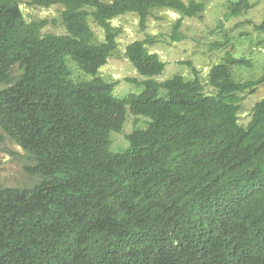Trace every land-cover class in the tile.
<instances>
[{"label": "trees", "instance_id": "trees-1", "mask_svg": "<svg viewBox=\"0 0 264 264\" xmlns=\"http://www.w3.org/2000/svg\"><path fill=\"white\" fill-rule=\"evenodd\" d=\"M254 2L225 0L217 28L227 38L206 41L202 66L186 60L158 80L166 63L148 47L183 41V19L200 18L203 1L29 0L62 6L64 32L43 33L47 20L27 22L18 0H0V129L40 177L0 184V264H264V95L240 123L264 72L234 77L251 61L234 55L238 24L222 28ZM158 9L177 17L164 40L125 45L142 78H126L134 89L118 97L98 75L118 47L113 21L130 12L144 31ZM247 23L264 48V12ZM67 57L91 77L74 81Z\"/></svg>", "mask_w": 264, "mask_h": 264}, {"label": "rangeland", "instance_id": "rangeland-1", "mask_svg": "<svg viewBox=\"0 0 264 264\" xmlns=\"http://www.w3.org/2000/svg\"><path fill=\"white\" fill-rule=\"evenodd\" d=\"M23 12L24 19L27 22L47 20L48 24L42 29L43 33H63L64 28L59 20V14L62 10L61 5H54L52 7L43 8L38 6H32L28 4L29 0H18ZM187 1V0H184ZM199 1V0H198ZM206 4L204 13L200 18H188L183 19L180 27L181 33L185 36L183 41L175 42L173 44H167L166 42H156L154 45L149 46L148 49L156 52L161 59L166 63L163 73L158 77V80H163L171 77L176 73H183L185 65L183 61L190 60L196 61L198 66H202L208 53V48L204 45L207 40H215L217 37H222L219 34L220 28H217V24L224 17L222 4L225 0H200ZM254 6L250 13L244 18H230L224 21L223 27L227 30L233 25H236L235 29L230 32V38L234 40V44L241 45V47L235 48L234 55L237 57L245 56L247 60L251 61L249 66L241 65L234 66L233 71L235 78L243 77L244 80L258 77L264 72V48L257 44L258 38L256 32L251 30L252 24H239L242 20L251 19L253 22H258L262 13L264 12V0H255ZM177 17V14L164 9H158L154 12L152 17L147 20V28L142 31L138 26V18L133 13H125L122 16L116 18L113 23L117 24L121 28V33L118 36V47L108 58V61L103 65L98 75L102 76L107 81L116 82L114 94L118 97H122L129 89L133 90L134 87L129 83L126 78L135 77L141 79L135 69L130 65L128 60L124 56V47L127 43L134 39H142L146 35H160L161 39H165L171 29V26ZM52 18L54 21H51ZM92 28L98 33H102L99 27H96L91 18L88 19ZM221 28V29H222ZM248 31V35L238 37V31ZM205 36V38H203ZM237 37V38H236ZM227 36L222 37L226 39ZM236 38V39H235ZM264 45V44H263ZM200 52L199 54H194ZM198 56H201L198 59ZM208 59V58H207ZM214 58H211L207 62L209 67ZM193 63V62H192ZM67 64L70 67L72 74L70 77L77 81L79 79L89 78L90 75L80 71L76 64L67 57ZM195 65V64H194ZM239 80V79H238ZM134 91H138L134 90ZM264 95V82L261 83L254 94L248 97L247 102H244V113L240 116V123L246 124L249 120L251 106L254 101L260 99ZM133 117L128 118L124 124L123 131L119 134L113 132L112 135H116L114 141L116 143H124V135L130 131ZM111 135V137H112ZM121 146L111 145L112 151H119ZM33 161L18 147L15 143L8 139L6 134L0 129V184L3 186L12 187H24L31 185L32 183L40 179L39 176L29 173L25 167L31 166Z\"/></svg>", "mask_w": 264, "mask_h": 264}]
</instances>
